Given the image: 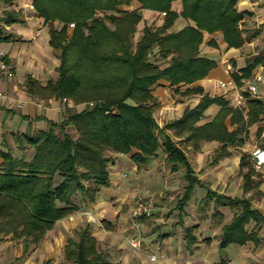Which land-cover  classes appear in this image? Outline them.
Wrapping results in <instances>:
<instances>
[{
  "label": "trees",
  "instance_id": "16d2710c",
  "mask_svg": "<svg viewBox=\"0 0 264 264\" xmlns=\"http://www.w3.org/2000/svg\"><path fill=\"white\" fill-rule=\"evenodd\" d=\"M133 1L33 0L38 16L50 24V46L58 51L60 63L58 78L41 86L28 77L24 86L28 92L44 98H66L73 106L65 108L62 122L50 121L45 130L33 134L9 131L23 153L21 157L8 144L7 133L3 134L7 150H0V242L8 238L20 240L23 256L44 239L57 221L80 209L76 195H82L85 204L96 202L97 194L112 185L110 166L119 154H129L133 163L141 167L162 149L172 169L182 165L190 184L182 198L183 208L198 182L184 143L190 142L198 149L203 140L216 139L223 143L222 151L228 143L243 145L246 137L239 135L247 133L248 125L258 121L263 111L261 103L245 92L248 99L245 118L244 107H232L231 100L222 94L211 96L202 86L192 85L217 66L216 60L199 55L204 31L213 33L222 29L229 47L244 44L240 25L244 13L235 8L237 0H181L180 13L172 9L175 0H137L142 9L159 11L164 19L159 26L146 25L136 41L133 38L142 12L122 9ZM1 2L12 6L14 0ZM179 16L197 25L170 31ZM23 21L20 10H4L0 16V23L5 25ZM55 21L61 26L56 27ZM70 23H74L72 28ZM3 36L0 25V41L8 40L9 37ZM211 44L216 47L215 42ZM167 58L164 66L158 62ZM257 63V60L250 62L241 75L232 70L233 80L239 85L243 77L250 78ZM160 79L168 80L176 94L202 97L195 107L186 108L181 117L164 125L158 123L154 114L161 104L153 94ZM214 103L221 106L220 111L213 121L199 125L207 108ZM229 115L231 123L237 126L233 131L225 126ZM68 128H73L77 136H72ZM30 148L31 154H27ZM248 156L243 153L240 159V167L247 168V184L256 170ZM212 200H215L212 214L215 223L223 220L220 207L236 210L233 220L222 228L221 248L233 242H260L258 224L264 223V217L250 207L248 200L208 189L205 205ZM251 220L256 224L248 231L245 226ZM192 232L193 228L186 229L185 240L190 246L197 241ZM76 237L67 239L66 260L75 264H111L107 254L99 249L89 224L78 229ZM225 262L222 260L220 264Z\"/></svg>",
  "mask_w": 264,
  "mask_h": 264
},
{
  "label": "crops",
  "instance_id": "0c3cea01",
  "mask_svg": "<svg viewBox=\"0 0 264 264\" xmlns=\"http://www.w3.org/2000/svg\"><path fill=\"white\" fill-rule=\"evenodd\" d=\"M124 8L129 11L140 9L142 12V20L135 33L136 40L141 38L146 25L159 26L163 23V13L154 9H142L137 0L128 6H122ZM235 8L244 13L240 25L245 42L241 47H229L222 29L203 33L204 40L200 44L199 55L216 60L217 66L192 85L202 86L211 96L223 94L219 81H234L232 70L235 69L241 75L242 69L254 60L258 63L251 78L260 73L264 75V0H237ZM8 9L20 10L24 21L12 25L0 23L4 31L3 37H9L8 40L0 41V55L12 61L15 68V74L11 78L0 73V150H7L3 143L4 133L18 131L33 134L45 130L50 121L62 122L65 107L71 104L70 100L66 102L55 97L44 98L36 92L27 91L24 83L28 77L36 79L41 86L58 78V51L50 46V24L38 16L33 0H14L12 6L1 2L0 16ZM172 9L180 13L183 10L182 1H173ZM54 25L61 26L58 21ZM187 25L197 24L179 16L170 31H179ZM212 41L216 43V47L211 44ZM168 59H160L158 62L164 66ZM184 88L185 86L182 87ZM153 94L161 102L154 113L160 125L181 117L186 108L195 107L202 98L200 94L182 96L174 93L166 79L159 80L154 86ZM235 94L232 91L225 97L231 100L232 107H244L247 118L248 99L244 97L243 103L239 105L235 102ZM80 107L81 105L78 109ZM220 109L219 104L210 105L198 124L213 121ZM260 114L258 121L248 125V132L239 135L240 138L246 137L243 145L228 143L226 150L222 151L223 143L216 139L203 140L198 149L190 142L184 143L188 161L198 182L194 184L183 208L182 198L190 184L182 165L178 169H172L162 149L158 151L159 155L152 157L148 164L141 167L133 163L129 154L117 155L114 164L110 166L112 185L97 194L95 203L80 204L87 215L81 214L80 208L57 221L44 239L35 244L30 249L32 252L19 264H35V259L38 263L42 262L41 264L48 260H51L49 264H60L65 257L64 248L68 237L77 238L73 232L88 224L93 236L98 239L99 249L107 254L111 264H220L222 260L226 261L223 264H264V223L258 224L261 238L259 243L248 240L243 244L233 242L221 248L222 228L233 220L236 210L229 206L220 207L223 220L215 223L212 219L215 200L208 206L205 205L207 191L211 189L234 199L248 200L250 207L264 217V166L255 170L250 181L247 178L248 184L245 180L247 168L240 167L243 153H247L248 159L253 161L254 139L264 131V114ZM225 126L228 131L236 129V124L231 123V115L226 118ZM168 132L179 141L180 138L172 130ZM7 142L10 147H15V142L9 135ZM224 152L226 153L223 154ZM18 153L20 154L19 151ZM139 191L147 194V202L153 210L155 208V213L140 220L139 230L128 231L129 213L134 207L130 200ZM113 197L115 200L111 202ZM91 215L100 218L102 223L92 222L89 217ZM255 224L256 221L251 220L246 224V230L250 231ZM187 228H193L192 233L197 239L192 246L187 245L185 240ZM123 229H127V239L121 236ZM132 237L139 241L140 250L130 245ZM57 247L60 252L55 251ZM19 251L18 256H21L24 251ZM55 253L59 255L56 256ZM154 254L158 257L152 260L151 255Z\"/></svg>",
  "mask_w": 264,
  "mask_h": 264
},
{
  "label": "built area",
  "instance_id": "2783aa9c",
  "mask_svg": "<svg viewBox=\"0 0 264 264\" xmlns=\"http://www.w3.org/2000/svg\"><path fill=\"white\" fill-rule=\"evenodd\" d=\"M70 28L74 26V23L69 24ZM0 73L2 75H5L6 77H13L15 74V68L9 59H5L3 55H0ZM220 87L223 88V96H228L232 91H235V102L237 104L243 103L244 100V93L247 92L249 95L255 99H257L262 106V112L264 114V75L263 74H256L252 78H245L243 77L241 79V84H237L235 81L226 83L223 81H219ZM64 101H68L66 98H64ZM70 106H73L72 102ZM69 106V107H70ZM68 107V106H66ZM65 107V108H66ZM264 117V115H263ZM264 137V131L261 134ZM252 159L254 163V167L256 170H260L262 166H264V146L261 145H255L252 150ZM153 212V208L149 205L146 198L143 197V195H138V198L136 199V204L133 208V216L138 219L142 216L146 215L149 216ZM90 220L97 221V219L91 215ZM136 228H133L135 227ZM132 229L136 230L139 226V223H134ZM130 244L135 247L136 249L140 250V244L139 241L135 237L130 238ZM151 259L155 260L158 256L156 254L151 255Z\"/></svg>",
  "mask_w": 264,
  "mask_h": 264
},
{
  "label": "rangeland",
  "instance_id": "374dc122",
  "mask_svg": "<svg viewBox=\"0 0 264 264\" xmlns=\"http://www.w3.org/2000/svg\"><path fill=\"white\" fill-rule=\"evenodd\" d=\"M137 32V31H136ZM136 37V36H135ZM135 37L133 38V41H136V39H135ZM152 59H154V56H153V54H152ZM156 59V58H155ZM58 131V130H57ZM68 132L72 135V136H74V137H76L77 136V133H76V131L73 129V128H68ZM173 133V132H172ZM7 135H9V133H7ZM175 138V137H174ZM176 139V138H175ZM255 141H254V143L253 144H255V145H261V146H263V144H264V137L262 136V135H258V136H256V138L254 139ZM13 148V150H14V154L16 155V156H18V155H22L23 153L22 152H20L18 149H17V147H16V145H15V147H12ZM18 151L20 152V154L18 153ZM31 151H32V149L30 148L29 150H27V154H31ZM134 169L136 170V166L134 167ZM134 169L132 168V170L134 171ZM110 173H111V170H110ZM103 189H107V188H103ZM138 195H144L143 197H145V196H147V194H145L143 191H139V192H137L136 194H135V196L132 198V200H130L131 201V205L133 204L134 206H135V204H136V199L138 198ZM82 195H80V194H78V195H76V197H75V201L77 202V203H80V204H82L83 202H82ZM146 198V197H145ZM148 198H146V200H147ZM115 200V197H113L112 199H111V202H113ZM149 200V199H148ZM83 205V204H82ZM81 205V207L80 208H82V213L81 214H83V215H87V214H85L86 212H85V210H84V208H83V206ZM112 205H113V203H112ZM127 208L129 207V206H126ZM134 208V207H133ZM126 209V208H125ZM133 212V211H132ZM132 212L131 213H129V219H128V231H131V230H133L132 229V227H133V224L134 223H140V220H142V217L141 218H138V219H136L134 216H133V214H132ZM155 213V208H154V210H153V212H152V215ZM152 215H150V216H152ZM90 217V216H89ZM95 217V216H94ZM96 219H97V221H93L92 220V222H97V223H102V221H101V219L100 218H97V217H95ZM133 228H136V226L135 227H133ZM78 229H76L74 232H73V234H74V236L76 235L75 234V232L77 231ZM137 230H139V227L137 228ZM129 233V232H128ZM121 236L125 239H127L128 237H129V235L127 234V229L125 230V229H123L122 230V232H121ZM8 241V242H7ZM10 241V242H9ZM4 242V243H3ZM0 243H3V245L1 244L0 245V264H19L20 262H22V260H23V258L25 257V256H27L30 252H32L31 250L27 253V255H25V256H23V253H22V255L21 256H18L19 254H18V252H20L19 250H21L22 249V244H21V242H20V240H15L14 238L13 239H11V240H4V241H2V242H0ZM40 243V242H39ZM35 245V244H34ZM34 245H32V247L34 246ZM131 245V244H130ZM132 246V245H131ZM31 247V248H32ZM133 247V246H132ZM133 248H135V247H133ZM136 249V248H135ZM55 251H59L60 252V249L57 247L56 249H55ZM55 255L56 256H58L59 254L58 253H55ZM69 262H71V261H68V260H66V258L64 257V260H62V262L60 263V264H66V263H69ZM35 264H41L42 262H39L38 263V261L36 262V259H35V262H34ZM73 263V262H72Z\"/></svg>",
  "mask_w": 264,
  "mask_h": 264
}]
</instances>
